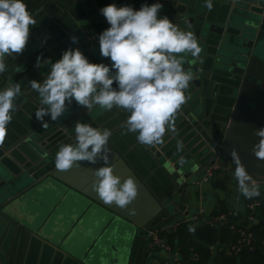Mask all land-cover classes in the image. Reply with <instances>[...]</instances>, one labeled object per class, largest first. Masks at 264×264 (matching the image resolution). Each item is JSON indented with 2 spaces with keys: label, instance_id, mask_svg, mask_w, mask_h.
Wrapping results in <instances>:
<instances>
[{
  "label": "water",
  "instance_id": "95a60500",
  "mask_svg": "<svg viewBox=\"0 0 264 264\" xmlns=\"http://www.w3.org/2000/svg\"><path fill=\"white\" fill-rule=\"evenodd\" d=\"M161 2L166 6L163 17L182 31L194 32L203 62L194 64L191 53L173 54L185 70L191 67L198 75L186 90L191 99L177 114L176 134L166 132L164 143L150 148L130 133L148 165L147 178L129 162L114 141L117 132L112 131L109 162H114L116 175L131 176L138 184V196L129 206L136 214L106 205L92 191V170L106 166L103 160L88 169L90 162L79 161L80 167L56 170L59 146L76 144V123L104 130L91 118L95 106L89 110L72 98L55 121L45 117L48 128L43 123L16 140L5 137L0 143V221L24 241L33 235L79 264H158L152 250L138 261L139 238H148L150 231L178 217L179 205L208 168L218 162L226 178L234 177L231 151L235 148L248 172L264 179V161L252 152L260 139L254 133L264 128V0H212L211 11L207 0ZM108 112L118 116V122L126 121L121 112L129 115L116 107ZM72 114L75 119L69 121ZM118 131H126L125 125ZM178 142L182 149L178 150ZM73 202L84 231L56 229ZM0 253V264H21L14 254Z\"/></svg>",
  "mask_w": 264,
  "mask_h": 264
},
{
  "label": "clouds",
  "instance_id": "9594fccd",
  "mask_svg": "<svg viewBox=\"0 0 264 264\" xmlns=\"http://www.w3.org/2000/svg\"><path fill=\"white\" fill-rule=\"evenodd\" d=\"M161 3L142 4L139 10L131 5L108 4L100 9L110 25L99 35L100 54L110 58L111 65L92 63L79 49H68L62 58L51 65V71L41 84L31 82V88L39 93L40 103L47 105L36 110V118L42 120L46 112L55 121L65 112L66 100L75 101L92 110L94 106L111 111L114 107L129 113L125 121L126 131L136 134L138 143L155 147L164 143L166 132L176 134V117L183 105L191 99L186 95L193 79L198 75L183 68V61L173 54L191 53L195 64L200 63L202 48L193 31L180 30L167 16L158 18ZM206 7L212 10V0ZM36 19L24 0H0V73L5 71L4 57L24 51L29 39L30 26ZM191 27V25H189ZM73 43L78 37H71ZM41 57H37V65ZM48 63H51L48 61ZM115 69V74L111 70ZM116 82L117 88H113ZM20 85L13 84L0 91V143H3L8 125L15 111L14 100L20 94ZM46 129L47 123L43 124ZM76 144H61L55 156V168L67 172L80 167L79 161L92 164L103 160L106 166L92 170L91 189L106 205L125 209L138 196V184L131 177L114 173L115 164L109 162L107 147L111 130L100 131L90 124L76 123ZM259 142L252 148L254 156L264 161V128L256 130ZM183 145L178 142L177 148ZM235 168L233 176L237 190L245 199L261 195L260 185L248 172L235 148L231 151ZM195 226H189L194 233Z\"/></svg>",
  "mask_w": 264,
  "mask_h": 264
},
{
  "label": "crops",
  "instance_id": "0c3cea01",
  "mask_svg": "<svg viewBox=\"0 0 264 264\" xmlns=\"http://www.w3.org/2000/svg\"><path fill=\"white\" fill-rule=\"evenodd\" d=\"M24 2L36 19V24L30 26L29 39L24 51L20 54L6 55L4 57L5 71L0 73V91L13 84H19L21 89L20 94L14 100L13 119L7 126L6 139L13 140L45 123V117H51V113L46 112L42 120L36 118V110L41 107L47 109L48 106L40 103L41 97L31 88V82L37 81L42 84L51 71V65L60 60L65 51L79 49L90 62L111 65L110 58L103 57L99 50V35L110 26L101 14V8L108 4H116L118 7L131 5L139 10L142 4L161 3L163 7L158 12V18H162V14L166 11L165 3L161 0H24ZM194 6L195 8L201 7L198 4ZM73 36L78 37L76 43H73L71 39ZM37 57L42 58L39 65H37ZM39 68L42 73L37 75ZM67 102L66 100L65 104ZM94 109L90 114L93 121L100 124L98 127H106L111 132H117L114 141L126 154L129 162L147 178L148 165L143 159V153L137 147V141L134 142L130 133L125 135L123 134L125 131L123 133L118 131L125 125L123 119L119 120L120 123L117 121L118 116L108 115V110L99 106H95ZM120 115L127 119L122 112ZM73 119H75V114L71 115L69 121ZM95 164L89 163L86 169ZM84 173L81 172V174ZM253 178L260 185V196L264 197V179L257 176ZM199 180L195 181L193 191L184 200V204L179 205L181 210L178 217L169 221L164 226L165 228L169 229L180 222L194 223L195 226L208 224L212 213L221 203L226 206L230 215L241 218V223L248 227L255 224V221L259 224L257 218L249 216V213L254 211L249 208L244 197L238 192L235 178H226L223 168L211 184L197 187L196 183ZM73 206L68 205L64 210L62 219L58 220V225H55L56 229L66 230L75 227L78 231H84L83 227L80 228V225L82 226L79 220L81 215L77 209H74V202ZM73 217L76 220L74 222ZM262 219L264 220V215ZM139 239L141 244L138 250V261L148 250H152L155 253L153 257L158 264H189V261L183 260L179 253L172 251L171 248L169 250L154 248L150 237ZM2 250L14 254L17 260L20 258L21 264H79L72 258H68V255L61 250L47 245L44 241L38 242L33 235L24 241L22 235L20 236L0 221V252ZM211 250L213 256L210 264H217L216 256L220 248L214 246Z\"/></svg>",
  "mask_w": 264,
  "mask_h": 264
},
{
  "label": "trees",
  "instance_id": "16d2710c",
  "mask_svg": "<svg viewBox=\"0 0 264 264\" xmlns=\"http://www.w3.org/2000/svg\"><path fill=\"white\" fill-rule=\"evenodd\" d=\"M245 202L247 205L260 203L256 211L249 213L251 218L259 220V224L248 227L241 223V218L230 215L226 206L221 203L212 213V218L218 220L225 216L226 220L203 226L182 222L176 229L163 231L160 236L172 251L179 253L189 264H210L213 256L211 248L214 246L220 248L216 256L217 264H264V197L245 199ZM189 226H195L194 233L189 232ZM245 229L253 236L254 250H243L238 254L228 251L229 246L238 243Z\"/></svg>",
  "mask_w": 264,
  "mask_h": 264
},
{
  "label": "built area",
  "instance_id": "2783aa9c",
  "mask_svg": "<svg viewBox=\"0 0 264 264\" xmlns=\"http://www.w3.org/2000/svg\"><path fill=\"white\" fill-rule=\"evenodd\" d=\"M221 171H222V166L218 162L215 163L213 166H211L210 168L207 169L203 178H201L198 181V183H196V186L198 187V186H202V185H206V184H211L213 181H215L217 179L218 174ZM259 207H260V203H258V202H255V203L249 205V208L253 211H256ZM223 220H226L225 216H222L218 220L211 218L209 220V223L219 222V221H223ZM180 223H177L176 225L169 227V229L164 227L160 230L150 231L149 237L152 240V246L154 248H162L164 250H169L170 247L166 245L165 241L161 238L160 235L163 231H166V230L169 231V230L176 229ZM252 237L253 236L251 233H249L248 229L243 230L242 234H241V239L238 241V243L229 246L227 250L234 253V254H238L243 250L253 251L254 247L252 245Z\"/></svg>",
  "mask_w": 264,
  "mask_h": 264
}]
</instances>
